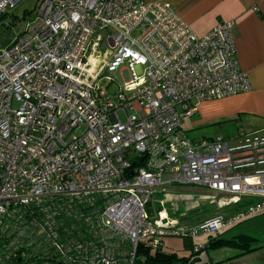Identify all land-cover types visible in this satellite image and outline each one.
<instances>
[{
  "label": "built area",
  "instance_id": "1",
  "mask_svg": "<svg viewBox=\"0 0 264 264\" xmlns=\"http://www.w3.org/2000/svg\"><path fill=\"white\" fill-rule=\"evenodd\" d=\"M22 1L0 0V21ZM35 16L0 51V264H137L141 244L211 240L264 214V130L183 129L200 103L251 91L234 21L199 36L145 0H40ZM119 69L111 93L101 77ZM174 185L254 203L186 227L150 212Z\"/></svg>",
  "mask_w": 264,
  "mask_h": 264
},
{
  "label": "rangeland",
  "instance_id": "2",
  "mask_svg": "<svg viewBox=\"0 0 264 264\" xmlns=\"http://www.w3.org/2000/svg\"><path fill=\"white\" fill-rule=\"evenodd\" d=\"M40 0H23L16 8L11 10L0 21V51L9 47L14 38L19 35L27 23L35 20V10ZM123 69L115 72L106 71L101 79L104 83L112 81L109 86L111 93L116 92L123 86L124 77ZM229 98V97H227ZM226 99V98H224ZM222 100V99H220ZM219 100L204 101L214 102ZM202 102V103H204ZM201 104V103H200ZM199 104V105H200ZM202 116L186 118L183 122V129L187 131L190 138H216L217 136H234L238 129L246 132H255L264 128V121L250 116H242V127H238L239 122L221 121L215 125H200L195 127V122ZM255 130V131H248ZM264 130V129H262ZM223 198L208 189L196 186L174 185L169 187L167 193L157 191L152 199L151 215L156 216L158 212H166L169 218L176 219L182 226H195L207 219L220 214H230L236 210L235 205L223 207ZM160 209V210H159ZM223 238L231 240L239 236H247L255 239L257 242L253 247L260 249L242 255L239 248H222L218 250H203L200 257L203 262L223 263V264H251V259H264V214L246 220L221 235ZM187 240V239H186ZM191 241V240H189ZM209 239L201 238L191 241L193 244L209 243ZM185 240L182 238H166L164 251L167 253H177L181 256L190 255L191 250L185 249Z\"/></svg>",
  "mask_w": 264,
  "mask_h": 264
},
{
  "label": "crops",
  "instance_id": "3",
  "mask_svg": "<svg viewBox=\"0 0 264 264\" xmlns=\"http://www.w3.org/2000/svg\"><path fill=\"white\" fill-rule=\"evenodd\" d=\"M145 1L171 3L199 36L205 35L220 22H235L232 33L237 56L251 83V91L219 101L201 103L193 116H202L195 122V127L215 125L221 121L239 122L238 127H242L244 115L264 121V0ZM249 261L251 264H264V259Z\"/></svg>",
  "mask_w": 264,
  "mask_h": 264
},
{
  "label": "trees",
  "instance_id": "4",
  "mask_svg": "<svg viewBox=\"0 0 264 264\" xmlns=\"http://www.w3.org/2000/svg\"><path fill=\"white\" fill-rule=\"evenodd\" d=\"M6 16V15H5ZM3 16L2 19L5 17ZM1 19V20H2ZM253 200H243L241 203L235 205L238 212L246 208L247 206L253 204ZM160 210V209H159ZM185 249L191 250L190 255L181 256L177 253H167L164 251V248L152 250L151 248L140 245L138 249V263L137 264H223V263H212V262H203L200 254L203 250H218L222 248H239L242 251V255L250 254L261 247L254 248L257 242L253 238L247 236H239L237 238L228 240L219 236L217 238L211 239L206 245L205 249L196 253L193 250L192 243L188 239H184ZM264 246V245H263Z\"/></svg>",
  "mask_w": 264,
  "mask_h": 264
},
{
  "label": "bare ground",
  "instance_id": "5",
  "mask_svg": "<svg viewBox=\"0 0 264 264\" xmlns=\"http://www.w3.org/2000/svg\"><path fill=\"white\" fill-rule=\"evenodd\" d=\"M99 53H100L101 55L104 54L103 52H101V51L98 49V46L95 45V46L93 47V50H92V56H96V55H98ZM94 61L96 62L95 59L93 60V62H94Z\"/></svg>",
  "mask_w": 264,
  "mask_h": 264
}]
</instances>
